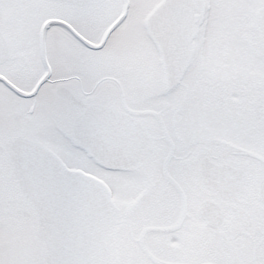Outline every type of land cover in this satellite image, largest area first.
Here are the masks:
<instances>
[{"label": "snow or ice", "instance_id": "obj_1", "mask_svg": "<svg viewBox=\"0 0 264 264\" xmlns=\"http://www.w3.org/2000/svg\"><path fill=\"white\" fill-rule=\"evenodd\" d=\"M0 264H264V0H0Z\"/></svg>", "mask_w": 264, "mask_h": 264}]
</instances>
